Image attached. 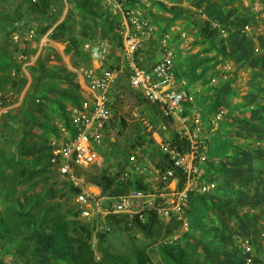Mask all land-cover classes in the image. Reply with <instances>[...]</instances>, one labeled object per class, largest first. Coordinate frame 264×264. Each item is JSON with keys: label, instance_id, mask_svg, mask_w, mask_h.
Segmentation results:
<instances>
[{"label": "rangeland", "instance_id": "obj_1", "mask_svg": "<svg viewBox=\"0 0 264 264\" xmlns=\"http://www.w3.org/2000/svg\"><path fill=\"white\" fill-rule=\"evenodd\" d=\"M52 1L45 5L43 0H0V92L8 93L15 104L14 111L0 113V231L5 232L0 235V260L4 264H70L56 252V246L49 249L46 245L67 239L80 225L71 183L49 163L48 145L54 138H63L62 126L74 106L71 97L77 95V74L73 68L90 64L79 50L82 41L116 40L115 32L102 19L101 3L97 8L102 14L96 15L71 0ZM197 1L208 5V18L184 4L185 0H147L145 13L154 29L142 46L145 64L165 49L171 51L180 77L193 88L194 102L187 105L186 112L192 119L200 115V135L208 142L207 160L195 164L200 165L202 176L215 180L217 186L203 200L197 198L203 195L200 192L191 193L194 200L188 230L161 219L160 234L154 238L134 228L129 215V229L109 224L106 243L130 264H167L169 248L178 254L183 251L190 264H264L260 236L264 231V137L259 132L254 135L256 130L252 137L246 134L254 118L250 112L258 109L260 118L264 114V97L250 92L260 88L255 84L264 76V56L255 59L249 52L251 42L256 41L255 30L249 25L255 20L245 0ZM212 20L219 21L225 32ZM47 23H51L48 31L53 34L49 37L47 31L38 38ZM253 26L262 32L260 26ZM110 56L119 59L117 49H112ZM228 62L234 63L231 68ZM123 79L113 92L112 141L101 149L103 169L114 178V185L104 194L117 196L114 188L125 185L127 157L138 140L148 159L141 165L147 177L138 178L146 179L147 185L160 193L164 183L151 163H162L166 152L153 134L173 148L178 135L177 141L185 145L188 142L179 137L183 123L135 96ZM219 107L227 113L215 127L209 117ZM103 169L86 170L81 175L83 185L99 193L88 176ZM19 210L27 215H19ZM86 225L92 234L91 246L100 255L96 242L101 231L92 223ZM245 236L254 243L248 263L239 244ZM172 237H176L173 242Z\"/></svg>", "mask_w": 264, "mask_h": 264}, {"label": "built area", "instance_id": "obj_2", "mask_svg": "<svg viewBox=\"0 0 264 264\" xmlns=\"http://www.w3.org/2000/svg\"><path fill=\"white\" fill-rule=\"evenodd\" d=\"M100 3L101 8L116 20V40L112 43L107 38L96 42L86 39L81 43L79 49L90 64L72 68L77 74L75 82L81 88L82 100L79 105L69 109V121L62 126L63 138H54L49 142L50 162L62 176L80 188L73 194L79 219L93 223L97 230L108 232L109 214H136L144 220L145 213L150 211L168 222L174 219L180 222L183 230H188L191 193L198 191L212 194L217 186L215 180L205 179L200 172V165L195 164L196 161L203 163L207 160L208 142L200 135V115L192 119L186 112L187 105L194 102V90L180 77L173 54L168 49L153 62L145 64L142 45L154 29L145 13L147 0H100ZM112 49H117L119 59L111 58ZM122 78L135 96L158 105L166 116L178 118L183 123L179 137L188 142L189 149L186 151L171 147L159 138V134H153L158 145L169 154L168 160L172 161V167L166 171L158 163H151L153 171L161 176L164 183V190L160 193L156 187H149L147 180L143 179L145 188L134 187L110 198L98 185L99 193L93 192L91 187L86 188L83 185L84 176L79 175L88 169L104 167L105 157L101 149L110 144V127L116 114L113 92ZM0 95L1 111L11 110L15 104L11 103L10 95ZM4 100L6 104L2 106ZM226 113L224 107H219L209 117L210 122L216 127ZM189 124L195 128L191 129ZM143 149L142 143L134 142L127 157L128 165L123 172L125 181L146 176L141 166L142 160H148ZM182 174L184 181L183 186H180ZM260 236L264 244V231H261ZM175 238L172 237L171 242ZM239 244L247 263L250 262L254 251L253 239L245 236L239 240Z\"/></svg>", "mask_w": 264, "mask_h": 264}, {"label": "trees", "instance_id": "obj_3", "mask_svg": "<svg viewBox=\"0 0 264 264\" xmlns=\"http://www.w3.org/2000/svg\"><path fill=\"white\" fill-rule=\"evenodd\" d=\"M69 1V0H68ZM73 4L78 8H86L85 11H90L96 15L102 14L98 10V4H100V0H71ZM52 0H43V3L45 5H49L52 3ZM91 4V5H88ZM163 7L166 5L164 3H160ZM96 7L94 8V6ZM36 7L41 11V9L36 5ZM104 13L101 15L103 21L106 23L107 27L110 31H114L115 28V18L109 15L107 10H103ZM51 27V23H47L41 31L38 33V38L44 35ZM49 37L53 34V32H47ZM83 42V41H82ZM17 52H20L22 49L20 46H17ZM80 50V49H79ZM14 84H17V80L13 81ZM77 95L71 97V101L74 105H79L82 100V92L81 88L79 86L78 82H75ZM2 92H0L1 94ZM0 99H2V96L0 95ZM6 104V100H4L3 105ZM9 111H14L13 109ZM124 120V119H123ZM69 121V116L67 115V123ZM67 128L71 130V127L67 125ZM71 133L73 134L72 130ZM178 135H176V139L174 140V145L178 150L180 151H186L189 149L188 143L183 145L181 141H177ZM50 142V141H49ZM139 143H142L140 140H138ZM143 144V143H142ZM48 148L50 149V145H48ZM50 155V151H49ZM169 159V155H164L163 162L160 164L163 171H166L168 168L172 167V161L167 160ZM50 163V161H49ZM208 165L210 167L213 166L211 162H208ZM103 169V168H102ZM180 173V172H179ZM82 173H79L81 175ZM181 174V173H180ZM89 181L91 183L97 184L102 188L103 193L106 192L110 187L114 185V178L112 177L110 171H107V169H103L100 174H89ZM182 179L180 182V186H183L184 177L183 174L181 175ZM71 183V182H70ZM121 188H114V193H117V195L121 193L127 192L131 187H139V188H145V185L143 184L141 179H137L135 181L129 180L124 183ZM71 190L73 191V194L78 192L80 190L79 187H76L74 184L71 183ZM202 194V193H201ZM206 194L199 195L197 198L204 199ZM193 200L194 197H190L189 199V209L188 213L192 212V206H193ZM77 218L80 222V225L74 228V234L67 239H62L60 241H51L49 243H46L49 249H52L53 246H56V252H58L60 255H64L66 260L70 262V264H130L129 261L122 255L114 252L111 247L106 243V234L105 232H99L97 235V242H96V248L100 255H96V251L91 246L90 238L92 237L91 230L87 229V225L89 222H84L79 219V210L76 208ZM19 215H27V213H24L23 211H18ZM146 220H142L139 218V215H134L132 217L133 221V227L145 234L148 237H154L156 238L160 234V230L162 227L161 219L157 217V215L153 212H146L145 213ZM129 216L127 214H109L107 217V221L109 224L113 226H117L120 228L129 229ZM30 220V219H28ZM130 220V219H129ZM124 222V223H123ZM84 223V224H83ZM79 224V223H78ZM179 226V223L176 222V226ZM173 230V227L171 229H168L167 232H171ZM5 234V232L0 231V235ZM48 236L47 238H49ZM258 236L254 239L257 240ZM137 254L139 252L137 251ZM167 259L171 264H190L188 261V258L184 256V252L181 251L179 254L175 253L171 248H169L167 252ZM186 257V258H185ZM38 257H36L37 259ZM165 262L167 264H170L166 259ZM0 264H4L3 261L0 260ZM140 264H143L141 262ZM146 264V262H145Z\"/></svg>", "mask_w": 264, "mask_h": 264}, {"label": "crops", "instance_id": "obj_4", "mask_svg": "<svg viewBox=\"0 0 264 264\" xmlns=\"http://www.w3.org/2000/svg\"><path fill=\"white\" fill-rule=\"evenodd\" d=\"M181 1L182 0H176V3H179V2L181 3ZM176 3H172V4H174V6H176ZM184 4H187L196 10H200V12H203L202 16L208 18L207 17V11L208 12H210V11L207 9L208 5H205L204 2L197 1V0H185ZM202 5L204 6V9H201ZM245 5L249 6V8H251L252 14H249V15L251 16V19H253V21L255 20L253 25L256 24L257 27L260 26V28H262V32H259L257 30V28H255L253 25L252 26L249 25V29L251 28V29L255 30L254 39L256 40V41L251 42V47L249 49V52L253 53V58L259 59V58L264 56V0H261V1L260 0H245ZM212 22L213 23L215 22L214 24L216 26H219L220 29H222V31L225 32V27H223L219 21L212 20ZM211 25H212V23H211ZM221 26H222V28H221ZM256 50H259V52H256ZM228 63H229L228 65L230 66V68L234 64V63L230 64V62H228ZM263 66H264V63H263ZM233 70H236V67H233ZM258 70H260V68H258ZM255 73H254V76H255ZM238 74H239V72H238ZM261 77L263 79L260 81H257L255 84L256 87L260 86V88H258L257 91L253 89L250 92H251V94H253V91H254L256 94H259V96H262V98H263L264 97V76H261ZM260 92H262V93H260ZM253 95H255V94H253ZM237 99H239V98L236 97L235 100H237ZM263 101H264V98H263ZM237 111H239V107H238ZM257 112H258V109L250 112V114L254 115V118H253V120H251L252 124L250 125L251 127H249V130H248L249 132L246 131L247 136L252 137L251 132L253 130H256V131H254L255 133H253L254 135L256 134V132H259V136L264 137V114H263V117L260 118L259 114H256ZM238 123H240V122H238ZM240 128L241 127H239V129ZM251 128H253V129H251ZM173 221L177 222L176 220H173Z\"/></svg>", "mask_w": 264, "mask_h": 264}, {"label": "clouds", "instance_id": "obj_5", "mask_svg": "<svg viewBox=\"0 0 264 264\" xmlns=\"http://www.w3.org/2000/svg\"><path fill=\"white\" fill-rule=\"evenodd\" d=\"M80 47V46H79ZM82 52V51H81ZM0 112H2L1 110H0ZM156 142V141H155ZM157 143V142H156ZM157 145H158V143H157ZM159 146V145H158ZM160 147V146H159ZM50 151V150H49ZM165 155H169L168 153H165ZM167 160H168V158H167ZM49 161H50V155H49ZM51 163V162H50ZM161 163H159V165H160ZM83 174V173H82ZM137 179H139V178H136L135 180H137ZM135 180H133V181H135ZM127 181H129V180H127ZM126 182V181H125ZM92 184H94V183H92ZM95 185H97V184H95ZM99 186V185H98ZM131 188H134V187H131ZM130 188V189H131ZM129 189V190H130ZM122 194V193H121ZM120 195V194H119ZM190 197H191V195H190ZM190 199V198H189ZM118 215H120V214H118ZM128 215V214H127ZM136 215V214H135ZM146 215V214H145ZM130 216V215H129ZM131 217H133V216H131ZM159 218V217H158ZM144 219H145V217H144ZM159 219H161V218H159ZM81 220V219H80ZM174 220V219H173ZM172 220V221H173ZM83 221V220H82ZM84 222H86V221H84ZM178 222V221H177ZM89 223H91V222H89ZM179 223V225L181 226V224H180V222H178ZM92 225H93V223H92ZM94 227H95V225H93ZM110 226V225H109ZM96 228V227H95ZM96 231H98L97 229H96ZM101 231V230H100ZM102 232V231H101ZM106 233V232H105ZM108 233V232H107Z\"/></svg>", "mask_w": 264, "mask_h": 264}, {"label": "bare ground", "instance_id": "obj_6", "mask_svg": "<svg viewBox=\"0 0 264 264\" xmlns=\"http://www.w3.org/2000/svg\"><path fill=\"white\" fill-rule=\"evenodd\" d=\"M94 190L97 191L96 188Z\"/></svg>", "mask_w": 264, "mask_h": 264}]
</instances>
